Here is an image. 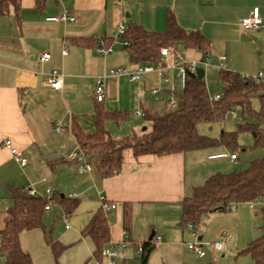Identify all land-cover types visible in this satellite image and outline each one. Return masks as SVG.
I'll list each match as a JSON object with an SVG mask.
<instances>
[{
	"label": "crops",
	"instance_id": "0c3cea01",
	"mask_svg": "<svg viewBox=\"0 0 264 264\" xmlns=\"http://www.w3.org/2000/svg\"><path fill=\"white\" fill-rule=\"evenodd\" d=\"M20 4L19 12L0 16V246L15 195L20 191L26 193L25 187L32 185L38 197L47 198V189L53 191V202L44 212L46 229L20 235L23 250L35 264H109L105 257L101 260L93 257L94 242L82 236V231L100 209L102 197L116 204L109 222L110 242L119 252L118 264H138L139 247L146 242L153 243L159 236L163 242L155 245L149 264L175 263L177 246L185 243V239L195 238L191 230L180 225L182 202L204 184L208 175L215 173L213 168L208 169V174L199 173L200 160H230L236 164L230 157L210 158L236 152L224 147L206 149L202 157L192 155L189 160L188 153L135 158L129 151L121 171L104 178L94 167L90 173H79L76 163L69 159L78 147L71 126L77 122L86 133L94 131L97 104L94 93L98 81L106 75V98L102 107L125 116L120 122H106L109 134L120 140L141 133L144 118H139L137 112L168 108L165 99L170 91H183L175 60L202 64L199 51L181 47L180 55L171 52L167 61L158 64L165 67L167 84L158 73L149 74L142 82H132L126 74L112 77L109 74L112 69L126 67L129 72H135L150 65L130 61L122 39L117 38L120 22L164 33L168 16L172 14L185 31H200L210 40L209 59L219 68V57L225 56L228 71L255 75L264 71V32L247 33L241 21L256 7L264 17V0H20ZM64 9L76 17L75 22L46 20ZM96 37L112 42L113 53H98ZM45 53L51 58L42 62ZM53 71L62 74V89L50 87ZM155 88L162 91L158 100L151 95ZM233 116L237 115L233 113ZM114 122L119 127L118 138L112 134ZM55 124H62L68 131L55 133ZM8 138L28 159L25 167L2 146V141ZM87 160L93 165L91 158ZM71 195L78 205L71 214H66L65 204H60L55 196L65 197L69 204L73 202L68 200ZM258 212L257 207L241 204L229 213L230 223L220 234L218 230L211 236L210 228H199L206 257L187 253L189 260L185 257L183 261L207 264L205 259L210 257L211 263H217L222 252L223 257L228 251L240 252L259 235ZM45 231L52 232V238L66 246L58 261L46 242ZM224 234L229 240L223 250L217 252L214 244ZM124 241L129 242L126 247L122 246ZM0 264H7L1 250Z\"/></svg>",
	"mask_w": 264,
	"mask_h": 264
},
{
	"label": "trees",
	"instance_id": "16d2710c",
	"mask_svg": "<svg viewBox=\"0 0 264 264\" xmlns=\"http://www.w3.org/2000/svg\"><path fill=\"white\" fill-rule=\"evenodd\" d=\"M20 6V0H0V16L12 11L19 12ZM123 39L129 42L125 50L133 63L162 64L160 50L164 47L176 55L181 54V47L195 49L202 54V60L209 58L211 54L210 40L200 31H185L172 14L168 16L166 32H151L141 25L131 23L127 26ZM106 44L111 46L112 42ZM220 80L224 93L220 100L212 101L205 77L199 79L197 75L189 73L185 89L181 94H177L178 108L144 112V120L148 121L151 127L139 134L120 140L112 138L106 128V122H120L125 116L122 112L105 110L102 103L98 102L95 106L94 131L86 133L77 122H73L72 133L80 150L94 161V168L104 178L112 177L121 171L129 151L135 158H139L146 155L186 154L218 147L234 150L238 146V132L223 131L218 138H209L198 132L199 124H220L232 111L243 117L239 131L250 132L253 147L261 148L264 152V85L228 70H221ZM254 98L260 101L257 112L253 110ZM247 114L254 121H249ZM55 198H58L60 204H65L66 214H71L78 205V201L73 200L76 198L68 199L73 200L69 204L66 203L65 197ZM263 198L264 155L251 161L247 169L209 176L202 186L195 189L191 197L183 200L180 225L184 228L191 225L197 230L212 213L227 212L231 206L263 201ZM51 200L30 197L24 191L15 195L10 220L1 233L0 250L6 256L7 264H35L30 254L23 250L20 235L27 231L46 229L44 212ZM258 214L261 219L259 235L242 249L239 255L248 254L255 264H264V202L260 204ZM109 219L110 213L100 207L82 231L83 237L94 242L93 257L97 260L104 257L103 250L111 241ZM45 239L58 261L66 246L55 241L50 231H45ZM141 248L140 264H149L155 245L150 241L143 243Z\"/></svg>",
	"mask_w": 264,
	"mask_h": 264
},
{
	"label": "built area",
	"instance_id": "2783aa9c",
	"mask_svg": "<svg viewBox=\"0 0 264 264\" xmlns=\"http://www.w3.org/2000/svg\"><path fill=\"white\" fill-rule=\"evenodd\" d=\"M48 22H57V23H68V22H75L76 17L70 13L67 9H64L60 14L52 17H48L46 19ZM241 26L244 29L245 32L247 33H256L263 31L264 32V17L261 15L260 9L258 7L254 8L252 11L251 15L249 17H246L242 19L241 21ZM127 29V25L123 22H120L118 25V30H117V38L122 39L124 46H128L129 42L123 39V36L125 35ZM97 40V51L101 55H109L113 53V48L112 46H108L106 44V41L101 38V37H96ZM64 54L67 53L65 50L63 52ZM171 51L164 47L160 50V56H161V62L164 63L167 61L168 57L170 56ZM51 55L48 53H45L42 55L41 61H48L50 60ZM220 69L221 70H227L226 68V57L225 56H220ZM202 64L208 66L211 64V61L209 58L202 60ZM198 62L196 61H182L179 62L178 60H175L174 66H178V74L177 78L180 81V85L182 90L185 89L187 85V79H188V74L193 73L197 75V69L199 68ZM152 73H158L161 77L162 82L164 84L169 82V79L165 75V67L162 65H146L142 68H139L135 72H129L126 67H119L116 69H112L110 71V75L112 77H118L120 75H128L130 80L132 82H142L146 79V77L149 74ZM62 74H60L57 71H53L51 73V76L49 78V85L50 87L54 89H62L63 86V81H62ZM243 78L245 79H252L253 81L257 83H261L264 85V71H259L255 75H242ZM106 78V75H104L97 84L95 93H94V98L96 102L98 103H103L105 98H106V91H105V84H104V79ZM160 94H162L161 88H155L151 91V95L154 97L155 100H158L160 97ZM221 96L216 95L212 101H218L220 100ZM167 106L169 109H177L178 108V100L177 96L173 91H170V95L168 96V101H167ZM137 116L139 118H144V113L142 111L137 112ZM54 131L55 133L62 134L66 133L68 131V128L64 127L62 124H55L54 126ZM2 146L6 149H8L11 153V155L16 159V161L22 166L25 167L28 164V159L26 157H23L18 149L15 147L14 142L12 139H4L2 141ZM230 157L231 160L234 163H237L238 156L236 153H233L231 155H228L227 153H221L218 155L211 156V159H221V158H226ZM69 159L73 162L76 163L77 165V170L79 173H90L93 171V165L90 164L87 160V157L85 154L80 150L79 146L77 147L76 151L71 153L69 155ZM25 191L27 195L30 197H38V193L36 189L32 185H27L25 187ZM47 198L52 199L53 198V191L49 188L47 189ZM70 198H75L73 195L70 196ZM53 202V200L50 201V203L45 207L46 210L50 209V204ZM101 208L103 211L106 213H111L113 210L116 209V204L111 203L107 201L104 197L101 198ZM262 204V201H257L254 203H250V207L254 208L256 205ZM235 206H231L228 211L233 212L235 211ZM69 228V226H68ZM190 228L193 230V236L196 238V241L193 243L188 244V248L192 250L194 253H196L200 258L206 257V252L204 250V245L203 243L199 240V235L197 230H195L191 225ZM229 240V237L227 234H224L221 239L214 244V249L217 252H220L223 250L225 245L227 244ZM163 242V238L161 236L156 237L153 241L154 245H160ZM129 244L128 241H124L122 246L126 247ZM139 251H142L141 246L139 247ZM103 255L107 260L109 261V264H117V259L119 257V252L117 247L110 242L108 246L105 247L103 250ZM215 261L217 258L215 257Z\"/></svg>",
	"mask_w": 264,
	"mask_h": 264
},
{
	"label": "rangeland",
	"instance_id": "374dc122",
	"mask_svg": "<svg viewBox=\"0 0 264 264\" xmlns=\"http://www.w3.org/2000/svg\"><path fill=\"white\" fill-rule=\"evenodd\" d=\"M212 62V61H211ZM213 63V62H212ZM199 68H203L205 71V81H206V85H207V89H208V93L211 97V99H213L216 95H220L222 96L224 93V88L223 85L221 83L220 80V68L217 65V63H213L210 64L208 66L201 64L199 65ZM174 91V90H173ZM176 94H181L182 91L180 89H176L175 92ZM166 100V103L168 101V97ZM164 104V102L162 103ZM260 108V101L257 98H254L253 100V110L254 111H258ZM233 113H235L237 115L238 112L236 111H232L230 112L225 121L222 123H218V124H199L198 125V132L206 137L209 138H218L220 137L221 133L223 131H227V132H232V131H236L238 132V146L233 150L231 148H226L224 147V150L226 149L229 152H236L237 156H239V161L236 164H233L230 160H217L214 162H209L205 159H201L200 160V165H199V173L201 174H205L208 172H210L208 169H215V173H232L238 170H244L247 169L249 167V164L251 161L255 160V159H259L262 158L264 155V152L261 148H254L253 147V138L250 132L248 131H239V124L243 122V117L239 114L236 117L233 116ZM247 117L249 119V121H254V119L252 117H250L247 114ZM143 126L141 127L140 130H143L144 127H151V124L146 121V120H142ZM114 128L112 130V134L113 136H115V138H118L116 136H119V127L118 124H116L115 122L112 123ZM139 131V130H138ZM140 132V131H139ZM139 134V133H137ZM121 138V137H120ZM205 150H199V151H193V152H188L189 154V160L192 159V155L197 156V157H202L203 154H205L204 152ZM203 153V154H202ZM214 173V174H215ZM211 176V175H208ZM205 183V182H204ZM264 201V198H263ZM248 206L250 207V205L248 204ZM260 205H256V207L259 209ZM236 209V206L234 207ZM229 213L231 214L232 212H215L210 214L208 217H206L202 223V225L199 228H210L211 232L210 235L214 236L215 232H218L219 230V234L221 231L225 230V227L230 223L229 222ZM57 226L59 224H56ZM56 226V227H57ZM60 227V226H59ZM58 227V228H59ZM187 229H189L188 231L193 232V230L190 228V225L185 227ZM199 228L197 229V232L199 230ZM196 230V229H195ZM190 239V240H189ZM189 239H185V243H181V245L177 246V256H174L176 258H174L175 263L173 262V264H187L186 262H184L183 260H186L189 257H187V253H194L192 250L188 249V244H190V241H192V243L195 241V238L192 240V238ZM231 239V238H230ZM231 245V244H230ZM154 252V251H153ZM184 254V255H183ZM223 252L219 254L218 256V262L216 264H255V262L253 261L252 257L249 256L248 254H242L239 255V252H234V253H230V251L226 252L225 256L223 257ZM186 257V259H185ZM210 257H207L205 259V261H208L207 264H211ZM138 264H140L139 260H136ZM118 264V263H117ZM154 264H157L156 262Z\"/></svg>",
	"mask_w": 264,
	"mask_h": 264
},
{
	"label": "water",
	"instance_id": "95a60500",
	"mask_svg": "<svg viewBox=\"0 0 264 264\" xmlns=\"http://www.w3.org/2000/svg\"><path fill=\"white\" fill-rule=\"evenodd\" d=\"M197 77L199 78V79H202V78H204L205 77V71H204V69L203 68H198L197 69ZM147 129V127H144L143 128V131H145ZM153 238V235H152V237H151V239ZM202 238H200L199 240H201Z\"/></svg>",
	"mask_w": 264,
	"mask_h": 264
}]
</instances>
